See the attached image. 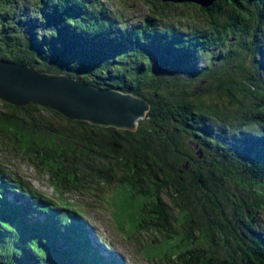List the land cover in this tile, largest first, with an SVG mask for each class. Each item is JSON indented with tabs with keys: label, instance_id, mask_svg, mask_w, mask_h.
<instances>
[{
	"label": "trees",
	"instance_id": "trees-1",
	"mask_svg": "<svg viewBox=\"0 0 264 264\" xmlns=\"http://www.w3.org/2000/svg\"><path fill=\"white\" fill-rule=\"evenodd\" d=\"M198 8L203 31L128 25L99 0H0V59L150 103L120 130L0 100V135L57 197L0 166V264H115L87 238L74 190L111 215L120 204L148 259L264 264V0Z\"/></svg>",
	"mask_w": 264,
	"mask_h": 264
},
{
	"label": "water",
	"instance_id": "water-1",
	"mask_svg": "<svg viewBox=\"0 0 264 264\" xmlns=\"http://www.w3.org/2000/svg\"><path fill=\"white\" fill-rule=\"evenodd\" d=\"M163 1H191L208 7L215 0ZM0 100L15 106L34 103L72 120L120 130H135L149 109L147 99L131 92L98 87L64 72H47L4 59H0Z\"/></svg>",
	"mask_w": 264,
	"mask_h": 264
},
{
	"label": "rangeland",
	"instance_id": "rangeland-1",
	"mask_svg": "<svg viewBox=\"0 0 264 264\" xmlns=\"http://www.w3.org/2000/svg\"><path fill=\"white\" fill-rule=\"evenodd\" d=\"M99 1L104 2L111 10L112 8L118 9L119 13H121V19L122 20L128 19L127 22L128 25H136L140 22V20L147 18L150 19L149 22H151L152 25H158V26L174 25V29L186 27L188 24L192 27L197 28L199 31H203L206 28V20L204 14L199 10L198 4L191 1L190 2L171 1L168 2V4H170L168 8H164L166 2H162L160 0H99ZM183 3H187L188 5L184 6ZM205 37H206V33H205ZM195 63L197 65H201V63L198 61H194L192 64ZM123 91H127V90H123ZM127 92H131V91H127ZM0 109L4 110V108L1 105V101H0ZM149 109H150V103H149ZM149 109L144 118H149V114H148ZM31 131H35V129ZM34 133H36L37 136L39 137L42 136L43 138L44 136L48 135V133H43L39 130L35 131ZM3 137L4 136L0 135V166L4 165L5 168L14 171L17 175L23 176L35 188L43 191L44 196L49 198L50 197L55 198L56 193L53 190V185L50 182L48 174L37 171L32 166V164L24 158L22 153L18 154L16 152H13L9 147L10 143L8 144L7 142H5ZM108 189H109V191H107L108 200L119 198L117 194L111 192L112 190L111 187ZM64 196L67 197L68 199H73V202L75 201L80 202L81 205L86 204L87 207L86 219L90 222L91 224L90 227L94 228L100 234V238L110 246L109 249L114 254L120 256V258L124 261V264H165L161 262H156L154 261V259L153 260L148 259L146 255H150V254L144 253L143 248L140 249L139 247V242L135 240L134 237H133L134 240L132 239L131 237L132 236L131 230L133 229L132 222L130 220L128 221V219H126L125 221H121L122 219L126 218L127 215L125 214L124 210H121L122 212L120 211L121 209L120 204L118 205L119 212L116 215H111L110 210L108 208H105L103 203L101 204L93 200L92 198L93 195L79 193L77 190H74L72 192H66ZM113 211L114 212L118 211V209L116 207H113ZM117 225H121V226H117Z\"/></svg>",
	"mask_w": 264,
	"mask_h": 264
},
{
	"label": "bare ground",
	"instance_id": "bare-ground-1",
	"mask_svg": "<svg viewBox=\"0 0 264 264\" xmlns=\"http://www.w3.org/2000/svg\"><path fill=\"white\" fill-rule=\"evenodd\" d=\"M59 73H61V72H59Z\"/></svg>",
	"mask_w": 264,
	"mask_h": 264
},
{
	"label": "clouds",
	"instance_id": "clouds-1",
	"mask_svg": "<svg viewBox=\"0 0 264 264\" xmlns=\"http://www.w3.org/2000/svg\"><path fill=\"white\" fill-rule=\"evenodd\" d=\"M209 7V6H208ZM207 8V7H206Z\"/></svg>",
	"mask_w": 264,
	"mask_h": 264
}]
</instances>
